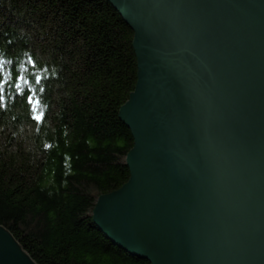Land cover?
<instances>
[{
    "label": "water",
    "instance_id": "95a60500",
    "mask_svg": "<svg viewBox=\"0 0 264 264\" xmlns=\"http://www.w3.org/2000/svg\"><path fill=\"white\" fill-rule=\"evenodd\" d=\"M108 1L134 32V145L93 222L151 264H264V0ZM0 264H36L2 226Z\"/></svg>",
    "mask_w": 264,
    "mask_h": 264
},
{
    "label": "trees",
    "instance_id": "16d2710c",
    "mask_svg": "<svg viewBox=\"0 0 264 264\" xmlns=\"http://www.w3.org/2000/svg\"><path fill=\"white\" fill-rule=\"evenodd\" d=\"M133 38L108 0H0L3 79L31 60L44 77L33 104L23 84L0 104V226L36 264H151L93 222L98 198L130 178L119 110L138 80Z\"/></svg>",
    "mask_w": 264,
    "mask_h": 264
},
{
    "label": "snow or ice",
    "instance_id": "6c2138e0",
    "mask_svg": "<svg viewBox=\"0 0 264 264\" xmlns=\"http://www.w3.org/2000/svg\"><path fill=\"white\" fill-rule=\"evenodd\" d=\"M37 65L34 60L29 62V65L25 68L27 75H21L20 73L15 72V68L9 71V75L12 76L11 81H5L3 79V73L0 72V104H3L6 99V88L9 84L14 86L16 89H21L22 84L24 85V91L19 93L26 96V100L29 104H33V95L30 94L34 91H44V89L39 88V85L42 83L44 77L42 75H36L31 72L32 68H35ZM43 71V70H41ZM29 84H34L36 87L34 89H29L27 86ZM38 103V101H36ZM36 120H40L41 116L37 115L34 117Z\"/></svg>",
    "mask_w": 264,
    "mask_h": 264
}]
</instances>
